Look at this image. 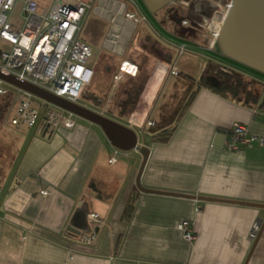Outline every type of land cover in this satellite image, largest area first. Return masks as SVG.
I'll list each match as a JSON object with an SVG mask.
<instances>
[{
	"label": "crops",
	"instance_id": "crops-1",
	"mask_svg": "<svg viewBox=\"0 0 264 264\" xmlns=\"http://www.w3.org/2000/svg\"><path fill=\"white\" fill-rule=\"evenodd\" d=\"M128 10L135 15L143 13L139 6H129ZM161 11L153 13L159 24L166 16ZM141 24L147 26L150 32L144 29L150 38L168 43L155 33L147 17ZM141 24L118 56L119 63L107 68L114 71V88L128 77L122 95L149 69L146 57L128 52L132 38L141 33ZM161 26L174 34L169 22ZM187 41L191 42L187 52L192 55L200 57L201 50H208ZM177 44L170 60L155 64L164 65L165 74L150 107L162 93L166 79L173 76L171 66L186 73L182 68L192 61H175V53L181 57ZM210 58H204L196 75L190 74L195 80ZM123 60L128 68L131 63L137 74L120 71L115 82L113 76ZM151 77L149 74L146 84ZM141 102L140 96L137 105L123 115L119 105L117 112L99 106L89 109L106 112L108 116H104L111 119L116 116L118 122L143 136L138 146H147L149 154L139 178L142 187L193 197L139 190L135 182L142 162L139 150H121L117 159L109 162L111 144L99 126L86 120L74 119L72 128L60 127L53 132L41 123L33 127L1 123L0 264H264V208L220 201L264 204V145L253 142L238 150L226 147L234 123L264 134V108L199 86L179 121L173 119L171 137L161 143L151 141V130L143 128L154 108H147L143 124L135 119L130 122ZM124 168L128 175H123ZM127 205L131 208L125 215ZM186 220L192 240L185 239L178 229ZM255 223L259 224V234L250 239Z\"/></svg>",
	"mask_w": 264,
	"mask_h": 264
},
{
	"label": "built area",
	"instance_id": "built-area-1",
	"mask_svg": "<svg viewBox=\"0 0 264 264\" xmlns=\"http://www.w3.org/2000/svg\"><path fill=\"white\" fill-rule=\"evenodd\" d=\"M129 6L137 9V1L0 0V72L80 104L79 99L93 74L86 66L91 56L90 45L78 38L86 12L95 7L107 17L109 26L103 47L122 56L134 30L146 19L141 12L137 15L131 13ZM210 6L211 15L202 17L196 30L201 31V37L206 42L204 48L213 50V42L229 12L231 0H216ZM14 9L19 15V22L9 20ZM182 24L189 25V22L183 20ZM121 28L125 29V33H122ZM177 49L178 54L182 55L188 49L187 44L178 43ZM125 63L128 62L123 60L119 72L114 74L115 82L119 79L120 71L125 72L122 68ZM177 71L176 66H171L170 74L174 75ZM0 96L12 97L13 109L4 115L3 123L24 124L28 127L41 123L42 128L52 132L60 127L72 128L75 124V115L71 112L1 79ZM261 117L264 121V113ZM253 142L263 146L264 134L251 132L246 125L234 123L226 147L238 150ZM120 153V149L112 146L109 162H114ZM40 193L44 194L45 191ZM90 217L97 219L93 213ZM178 229L185 239L192 240L189 221L181 222ZM258 229L259 224L255 223L253 232L249 234L250 239H254Z\"/></svg>",
	"mask_w": 264,
	"mask_h": 264
},
{
	"label": "rangeland",
	"instance_id": "rangeland-1",
	"mask_svg": "<svg viewBox=\"0 0 264 264\" xmlns=\"http://www.w3.org/2000/svg\"><path fill=\"white\" fill-rule=\"evenodd\" d=\"M136 1L141 11L147 17L148 23L154 28L153 30L155 31V33L159 34L165 41H168V43L166 44L164 41H159V40L150 38L147 32L145 31L144 27L146 28L148 32L150 31L147 29L146 25H142V24H141V30L139 29L141 33L138 32V34L136 35L137 37H133L131 40L128 52L129 53L133 52L135 53V56L137 55L140 58L146 57L147 64H150L148 65V68L151 71L148 69V72H146V74L139 75V78H138V83L143 81V86L141 90L142 92L140 93L141 98H142L144 89L146 87V81H147L146 79L149 77V74L152 75L153 70L155 71V68H156L158 72L161 73V75L159 77L160 81L159 80H157L156 82L153 81L149 83V86H147L148 88H147L146 93L148 92L149 95L145 98L146 100L141 104V106H139L142 109L138 111L139 112L138 115L136 114L135 116H133L131 114L130 122L133 121L132 119H135V120H138L140 124H143L145 117H146L147 108H154L151 111L152 114L149 120L148 119L145 120L143 128L155 130V129L162 127V125H165L166 128H170L174 124L175 120L173 119H175L176 111L178 110V108L181 107L183 102L186 100L188 93L191 90L196 89V84H194L193 86V83H192L191 84L192 86L189 87L188 86L189 82L184 77H182L180 74L169 76L166 79L165 87L162 90V93L158 96L156 103L152 105V107H150L149 106L150 102L152 103L154 96L157 94V90L161 88L160 84H163L161 82L165 74V66L162 64H157V65L155 64L161 59L170 60L173 56V52L176 51L175 44L180 43V42L189 44L191 42L185 39H181L174 34L167 33L164 30V28L161 26V24H159L156 16L147 10L143 2L141 0H136ZM217 1L224 2L225 0H217ZM204 5L206 7V4L204 3V1L195 2V3H192L191 6L188 7V9H186L183 12L185 14H188V16L192 15V13L198 14V12H200L201 9L204 8ZM207 7H209V5H207ZM170 8L162 9L161 11L162 16H164L165 14L167 15L168 10L170 11ZM210 8L211 7H209V10ZM204 16H207V15H203V17ZM163 18L162 19L160 18V21L163 20ZM9 20L14 21V22H19L20 18H19V15L16 9H14L13 12H11V14L9 15ZM119 25H125V24H123L122 22H119ZM108 26H109V21L107 20V17L103 15L100 11H97V8L95 7L91 8L88 12H86V15L80 27L78 38L80 41L86 42L90 45L91 56L87 59L86 66L89 67L93 71V74H92L89 84L85 87L84 92L79 99V102L81 105H84L87 108L97 107L95 105L96 103L95 100H93V96L97 95L99 97H102V104L99 105V108H109L117 112L119 109L117 107L118 103L124 97V95H122V90L124 87L128 85L129 80H128V77H124L123 80L115 86V88L113 87V82L111 78H112L114 71L112 70L109 72L107 68L109 66L114 67L116 64L119 63L121 58L109 52L107 49L103 47V40L105 38ZM196 28H198V26ZM190 34L194 38L193 42L197 44V46L199 47L206 46L205 40H203L201 37V31H198L197 33L194 32V34L193 33H190ZM142 46L148 47L149 49L153 50L154 53L153 54L146 53V51L142 49ZM138 48L139 50H137ZM182 55H180L181 57L179 56L180 58H178L175 53L174 55V57L176 58L175 61L177 60L181 61V60L189 59V58L192 59V61L189 62L188 65H186V68H182V70L186 72L184 74H187V75H190V74L196 75V72H198V69L201 67V66L199 67V65L203 64L204 58L214 57L218 59L219 61H221V63L229 67H237L238 69L243 70L244 72H246L252 77L261 78L264 80V74L259 73L255 70H252L251 68H248L235 61H232L222 55H219L213 50H206V49L201 50L200 57L199 56L197 57V55H194V54L193 56L187 51L184 53L183 56ZM127 65L128 63H125L122 68L124 69L125 72L129 73V68ZM129 66H131V64H129ZM134 74H137V73H134ZM6 87L8 89L10 88L9 86H6ZM107 100L109 102H106ZM11 102H12V97L0 96V124L3 123L2 121V116L4 115L3 113L4 112L7 113L9 111V108H11V105H12ZM8 105L10 106L7 109L6 107ZM97 111H100V110H97ZM100 112L103 115L108 116L106 112L105 113L102 111ZM112 118L117 120L116 116L115 118L114 117ZM75 119L85 121L84 119L77 117V116H75ZM137 136H138V143H140V140L143 136H140L139 134H137ZM139 146H142V145H139ZM126 171H127L126 168H124L122 171L123 175L129 174Z\"/></svg>",
	"mask_w": 264,
	"mask_h": 264
},
{
	"label": "water",
	"instance_id": "water-1",
	"mask_svg": "<svg viewBox=\"0 0 264 264\" xmlns=\"http://www.w3.org/2000/svg\"><path fill=\"white\" fill-rule=\"evenodd\" d=\"M141 1L149 12L156 13L177 0ZM212 49L219 55L264 74V0H231V7L213 42ZM0 79L61 107L77 117L99 126L111 146L122 151H129L137 148L142 155V162L136 175L135 182L139 190L142 192L193 197L184 194L147 189L141 186L139 178L147 160L149 149L145 145L138 146L137 133L130 126L124 125L81 104L67 101L35 85L20 81L13 76H8L0 72ZM206 81H208L213 87L219 85V80L214 76H207ZM198 199L220 200L216 198L201 197ZM220 201L264 208V204L262 203L234 200ZM253 246L247 256V260L251 254Z\"/></svg>",
	"mask_w": 264,
	"mask_h": 264
},
{
	"label": "trees",
	"instance_id": "trees-1",
	"mask_svg": "<svg viewBox=\"0 0 264 264\" xmlns=\"http://www.w3.org/2000/svg\"><path fill=\"white\" fill-rule=\"evenodd\" d=\"M191 4L192 2L190 0H177L174 3L168 5L167 7H165V9H169L171 6L170 11L168 10L166 18H163V20L160 21V24H165L169 22L170 25L174 28V35H178V37L181 36V38H185L186 40L194 41V38L191 36L190 33L194 34V32H198V30H196L197 23L201 21L203 15L210 16L212 10L210 8V10H208L205 14L198 12V14L192 13V15L188 16V14H185L183 11L188 9ZM185 19L189 22V25L182 24V21ZM142 49H144L146 53H154L153 50L149 49L146 46H142ZM240 70L241 69H238L237 67H229L213 57L205 60L204 67L200 72V76L197 80H195V78L190 75L177 71L176 75L180 74L190 84H196V89L191 90L188 93L186 100L183 102V104L176 113V121H179V119L182 117L183 113L186 111L193 98L195 97L197 89L199 88V86L202 85L221 96L227 97L229 99H234L235 101L241 102L245 105L253 107L258 104L260 108H264V80L261 79L263 80L262 82L257 78L247 76L241 72L243 70ZM136 71V68H134V66L131 64V66H129V73L134 74L137 73ZM160 75L161 73H159L158 70L155 68V71L153 72L151 77L152 81L148 80L145 89L147 88L149 83L153 81L156 82L157 80L160 81ZM207 76L216 77L219 80V85L216 87L211 86V84L206 81ZM142 86L143 81L138 83V80L136 79L135 82L128 89H125L124 97L120 100L118 104L120 108V114H125L127 111H130L136 105L142 90ZM145 93L146 92L144 91L142 94V102L134 109L132 114H135L136 111L142 109L139 106H141V104L146 100L145 98L147 96ZM93 100H95L96 106L102 104V97L94 95ZM173 130L174 128H158L155 130H151V141L165 143L171 137ZM130 208V205L126 206L124 210L125 215L130 212Z\"/></svg>",
	"mask_w": 264,
	"mask_h": 264
},
{
	"label": "flooded vegetation",
	"instance_id": "flooded-vegetation-1",
	"mask_svg": "<svg viewBox=\"0 0 264 264\" xmlns=\"http://www.w3.org/2000/svg\"><path fill=\"white\" fill-rule=\"evenodd\" d=\"M190 1H191L192 3H195V2H202V1H204V3L206 4V7H205V5H204V8L201 9L200 13L205 14V13L209 10V7H211L210 4H211L213 1H215V0H190ZM137 4H138V3H137ZM207 5H209V7H207ZM240 71H241V70H240ZM241 72L244 73V74L247 75V76H250L249 74H247V73L244 72V71H241ZM250 77H252V76H250ZM254 78H256V77H254ZM257 79L263 82V80H261V78H260V79L257 78Z\"/></svg>",
	"mask_w": 264,
	"mask_h": 264
},
{
	"label": "bare ground",
	"instance_id": "bare-ground-1",
	"mask_svg": "<svg viewBox=\"0 0 264 264\" xmlns=\"http://www.w3.org/2000/svg\"><path fill=\"white\" fill-rule=\"evenodd\" d=\"M115 24H119V22H116ZM120 32V30H118ZM122 33L125 32V29H121ZM124 31V32H123Z\"/></svg>",
	"mask_w": 264,
	"mask_h": 264
}]
</instances>
